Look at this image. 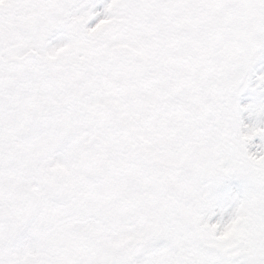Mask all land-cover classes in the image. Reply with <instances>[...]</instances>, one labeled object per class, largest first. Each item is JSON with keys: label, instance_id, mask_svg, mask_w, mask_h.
<instances>
[{"label": "snow or ice", "instance_id": "1", "mask_svg": "<svg viewBox=\"0 0 264 264\" xmlns=\"http://www.w3.org/2000/svg\"><path fill=\"white\" fill-rule=\"evenodd\" d=\"M0 264H264V0H0Z\"/></svg>", "mask_w": 264, "mask_h": 264}]
</instances>
